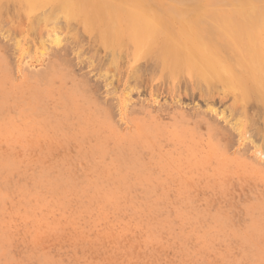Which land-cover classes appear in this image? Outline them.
<instances>
[{
	"label": "rangeland",
	"instance_id": "obj_1",
	"mask_svg": "<svg viewBox=\"0 0 264 264\" xmlns=\"http://www.w3.org/2000/svg\"><path fill=\"white\" fill-rule=\"evenodd\" d=\"M79 1L0 0V264H264V103L128 36L148 9L195 49L212 24L264 43V0Z\"/></svg>",
	"mask_w": 264,
	"mask_h": 264
},
{
	"label": "bare ground",
	"instance_id": "obj_2",
	"mask_svg": "<svg viewBox=\"0 0 264 264\" xmlns=\"http://www.w3.org/2000/svg\"><path fill=\"white\" fill-rule=\"evenodd\" d=\"M21 1H22V5L25 6L27 9H30V10H33L36 7H40V6L42 7V5H46V2H47V4L53 3V0H21ZM79 2H80L79 0H58V4L55 2L56 3V11H53L52 13H54V12L56 13L58 10L59 11L62 10L63 12L65 11L64 13L67 12V14H68L67 19L70 20L71 18L77 16V14L75 16V12L72 11L73 9L70 11V7L73 6L74 10H76L77 8L74 5L79 3ZM252 6H254V5H252ZM121 7H122V5H121ZM130 10H131V8H130ZM245 10H246V8H245ZM77 12H79V11H77ZM124 12H123V14H124ZM144 12L145 13H141V15H134L133 13H131V15H129L130 16V20H129L130 24L128 25V27H129L128 36L133 41V44H134L133 48L135 47L134 48L135 51H133V56H135V57L141 56L146 50L151 49L153 45L157 44L160 47H158L157 49H154V50L151 49V50H153V52L155 53L157 60L160 61L163 71L166 69H168V71H166V72L170 71L169 75H171V74L174 75V74H177L179 72H186V75H189L193 78L196 77V80L198 81L197 84H199V80H203V82L205 81L207 84L211 85L210 86L211 88H209V87L207 88V89H209L208 90L209 93L210 92L212 93L213 91L215 93V91H218V93L220 94V92H219L220 87L218 88V86H222V88L225 87L226 88L225 90H227V88L229 90L232 89L233 91L236 92V94H235L236 96H234V97H236L235 99H237V105L239 104V102L242 105L247 104V102H248V104H250L252 102V99H254L255 97H259L261 99L260 101H262L264 103V57H263V53H262V50H263L262 45H264V43H262L261 40H259V39H262V37H258L259 39H257V37L252 35L251 32H248L249 30L248 31L243 30V32L240 31L241 33L239 32V34H236V35H230L229 37L227 35H225V37L218 36L219 38H216L215 36H213V33H218L217 32L218 29H222L225 27L221 26V25H213L212 24V25L208 26V28L207 27L202 28L204 30L201 33L204 36L201 35L203 39L201 40L200 44H198L197 49H195L192 42H190V40H189L190 39L189 35H187L189 33V31H191L190 27L188 29H185V30L176 31L173 29V27L170 24H166V22H164L162 19L160 21H158L157 19H153L154 18L152 15L153 13L150 12L148 9H146ZM82 13H84V12H82ZM93 13H95V12H93ZM47 14H48V12L46 13V15ZM101 14H102V10H101ZM84 15L85 14L81 15V17H83ZM105 15H107V14L105 13ZM97 17L99 18L98 14H97ZM97 17L95 15L94 18L98 19ZM46 18H48V15ZM76 18L79 19L78 16ZM84 19H85L84 25L86 24L87 27H89V29L96 27L99 23L98 21L88 20L89 19L88 13L84 17ZM101 19H103V18H101ZM120 19H122V17H120ZM71 20H73V19H71ZM102 22H103V20H102ZM116 22H117V20H116ZM117 26H118V24H117ZM104 27L106 28V26H104ZM32 29H34V28H32ZM192 29H194V28L192 27ZM109 30L110 29H108V31ZM229 30H230V28H229ZM194 32H196V31H194ZM106 33L108 35V32H106ZM190 33L193 34V32H190ZM207 33H209V34H207ZM114 34L117 35L116 38L118 41L124 39V36L120 33V30L118 32H115ZM94 35H95V33H94ZM259 35H261V33ZM103 38H105L104 39L105 43H108V42L111 43L112 41L116 40V38H113V34L110 37H107L104 35ZM94 41H95V39H94ZM40 42H41V40H40ZM109 43H108V46H109ZM145 46H147V47L145 48ZM120 53H122V52H120ZM155 62H156V59H155ZM159 71H161L160 68H159ZM166 75H168V74H166ZM166 75H165V77H166ZM163 77H164V75H163ZM173 78H177V77H173ZM165 79L166 78H164V80ZM202 91H203V89H202ZM224 95H225V93H224ZM234 104H236V103H234ZM248 104H247V106H249ZM237 105H236V107H237ZM253 105H255V104L253 103ZM238 109H239V107H238ZM242 112H244L242 115L245 118V121L247 119H249L248 118L249 116L247 115L248 114L247 108H244V106H243ZM240 120H242V118ZM214 121H213V123H214ZM252 121H253V119L251 120V123H252ZM240 124L242 125V122ZM246 124H247V122H246ZM241 125H240V127H241ZM218 126H217V128L215 127L216 130H218ZM247 128H249V127H247ZM216 136H217V134H216ZM246 138H248V137H246Z\"/></svg>",
	"mask_w": 264,
	"mask_h": 264
}]
</instances>
